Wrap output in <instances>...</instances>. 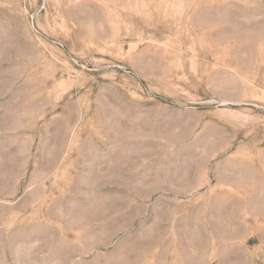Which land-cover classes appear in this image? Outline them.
<instances>
[{"label":"rangeland","instance_id":"1","mask_svg":"<svg viewBox=\"0 0 264 264\" xmlns=\"http://www.w3.org/2000/svg\"><path fill=\"white\" fill-rule=\"evenodd\" d=\"M0 264H264V0H0Z\"/></svg>","mask_w":264,"mask_h":264}]
</instances>
